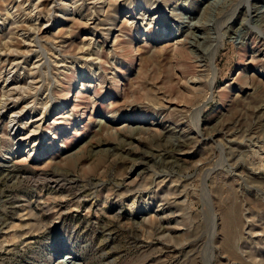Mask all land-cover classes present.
Segmentation results:
<instances>
[{"label":"rangeland","instance_id":"obj_1","mask_svg":"<svg viewBox=\"0 0 264 264\" xmlns=\"http://www.w3.org/2000/svg\"><path fill=\"white\" fill-rule=\"evenodd\" d=\"M53 1L0 0V96L54 99L22 118L44 113L31 157L32 142L14 154L0 119V264H264V3L120 0L73 13L82 0ZM190 73L193 95L180 87ZM53 169L86 189L41 175Z\"/></svg>","mask_w":264,"mask_h":264},{"label":"bare ground","instance_id":"obj_2","mask_svg":"<svg viewBox=\"0 0 264 264\" xmlns=\"http://www.w3.org/2000/svg\"><path fill=\"white\" fill-rule=\"evenodd\" d=\"M2 1V0H1ZM53 0H5V2H6V5L7 6H10L11 5V7L12 6H16V7H19V4L20 3H28L29 5L28 6H30V5H32L33 6V9L36 11V10H38V11H40V10H42V8H44V7H46L50 2H52ZM120 0H82V3L80 4V5H74V7H73V9H72V11H73V13H75V12H78V11H80V10H82V9H85V8H88V10H92V9H94V10H96V11H98V12H104L105 13V10H109V9H112V7H114L118 2H119ZM5 2L3 3L4 4V6H6L5 5ZM54 2V1H53ZM53 2H52V5H54L53 4ZM60 2V1H59ZM86 2H88V3H86ZM90 2V3H89ZM245 2V1H244ZM243 1H242V5H244V4H246V5H249L248 7H249V9H253V8H255V10H254V12L253 13H255V12H257L258 11V8H256L255 6H257V5H259V4H263L264 3V0H253L252 1V3L251 4H249L248 3V1H246L245 3H244ZM57 3V2H56ZM61 3V2H60ZM239 4H241V2H239L238 4H236V6L235 7H237V6H239ZM21 5V4H20ZM24 5V4H23ZM56 5V4H55ZM57 6V5H56ZM72 6V5H71ZM10 7V8H11ZM15 7V8H16ZM31 7V6H30ZM55 7V6H54ZM6 8V7H5ZM15 8H13V9H15ZM62 8V7H61ZM53 10L52 11H55V8H52ZM63 9L65 10V9H67V7H63ZM31 10V9H30ZM28 11V10H27ZM37 11V12H38ZM52 11H50V12H52ZM5 12H7V11H5ZM9 12V11H8ZM7 12V13H8ZM15 13V12H14ZM43 13V12H42ZM10 14V13H9ZM13 14V13H12ZM38 14V13H37ZM18 15V14H17ZM7 16V15H6ZM10 16H11V14H10ZM20 16V15H19ZM4 17V16H3ZM18 18V17H17ZM73 18V17H72ZM79 19H82L81 17L79 18ZM6 20V19H5ZM8 21V20H7ZM10 21V20H9ZM38 21V20H37ZM79 21V20H78ZM5 22V21H4ZM14 22V21H13ZM19 22V21H18ZM0 23H1V21H0ZM36 23V22H35ZM86 23V22H85ZM4 24V23H3ZM14 24V23H13ZM15 24H16V22H15ZM18 24V23H17ZM28 24V23H27ZM88 24V23H87ZM25 25H26V23H25ZM35 25H38V24H35ZM34 25V26H35ZM13 26V25H12ZM11 26V27H12ZM28 26V25H27ZM30 27H31V25H29ZM33 26V27H34ZM218 26H221V24L219 25L218 24ZM7 27V26H6ZM10 27V26H9ZM50 27H51V25H49V26H47L46 28H45V26H44V28L43 27H41V26H37L36 28H34L33 30H35L36 31V34H35V39L36 40H38L39 41V35L40 34H43V33H45V31H49L50 30ZM96 27V26H95ZM4 28V27H3ZM17 28V27H16ZM23 28V27H22ZM25 28V27H24ZM220 28L221 27H218L217 29L218 30H220ZM19 29V28H18ZM18 29H16V30H18ZM32 28H30V30H31ZM24 30V29H23ZM27 30V29H26ZM28 31V30H27ZM23 32V31H22ZM17 33V35H18V31L16 32ZM26 33V32H25ZM189 33V32H188ZM187 33V34H188ZM27 34H28V32H27ZM186 34V35H187ZM264 34V33H263ZM11 35V34H10ZM221 35V34H220ZM13 36H14V34H13ZM16 36V35H15ZM22 36V35H21ZM26 36V35H25ZM18 37V36H17ZM37 37H38V39H37ZM222 37V36H221ZM19 38V37H18ZM21 38V37H20ZM29 38V37H28ZM52 38V37H51ZM17 39V38H16ZM23 39V38H22ZM29 39H32V37L31 38H29ZM34 39V38H33ZM34 39V40H35ZM53 39V38H52ZM184 41H186L187 40V37L185 36V38L183 39ZM8 41H10V40H8ZM12 41V40H11ZM22 41H24V39L22 40ZM25 42H26V40H25ZM30 42V41H29ZM32 42V41H31ZM178 42V41H177ZM6 43V42H5ZM36 43V42H35ZM39 43V42H38ZM90 43V42H89ZM8 44V43H7ZM11 44H13V43H11ZM25 44H27V43H25ZM29 44V43H28ZM31 44V43H30ZM34 44V43H33ZM37 45V44H36ZM53 45V44H52ZM83 45H86V44H84L83 43ZM4 46V45H3ZM27 46V45H26ZM185 46V45H184ZM183 45H181V47H184ZM7 47V46H6ZM13 47H16V46H13ZM176 48H177V46H175ZM0 48H2V46H0ZM8 49H9V51L10 52H12V53H14V52H17L16 50H10V48H9V44H8V47H7ZM17 48V47H16ZM7 49V50H8ZM20 49V48H19ZM24 49H26V48H24ZM3 50V49H2ZM18 50V49H17ZM27 50V49H26ZM25 50V51H26ZM58 50V49H57ZM89 49H87V48H84L83 46L79 49V53H78V60L81 62V61H83V63L85 62V63H87L88 61H90L92 58H93V54H91L89 51H88ZM188 50V49H187ZM186 49H184V52H185V54H186V56H187V58L188 59H190V57H191V53L189 52V51H187ZM9 51H7V53L9 52ZM4 52V51H3ZM5 53V52H4ZM28 53V52H27ZM3 54V53H2ZM6 54V53H5ZM4 54V55H5ZM22 54H24V53H22ZM60 54V53H59ZM9 54H7V56H8ZM14 55H15V53H14ZM18 55V54H17ZM260 55H261V57H264V52H261L260 53ZM6 56V57H7ZM95 56V55H94ZM1 57V56H0ZM208 57H209V59H208V61H207V68H208V71H210L209 69H210V64H213L214 63V60H215V55H208ZM24 58V57H23ZM97 59L96 60H98V57H96ZM10 59V58H9ZM61 59V58H60ZM64 59V58H63ZM62 59V60H63ZM94 59V58H93ZM14 60V59H13ZM1 61V60H0ZM12 61V60H11ZM255 61V60H254ZM5 62H6V60H5ZM59 62H61V63H64L65 61L63 60V61H59ZM54 63H58V61H56V60H54ZM90 63V62H89ZM196 63V62H195ZM12 64H14V63H12ZM18 64V63H17ZM62 66H60V68L59 67H57V68H55L56 70H61L62 69V71L63 70H66L67 69V67H66V64H61ZM15 66V65H14ZM19 66V65H18ZM38 66V65H37ZM92 67V66H91ZM16 68V67H15ZM17 69V68H16ZM83 69H84V67H83ZM3 70H4V68H3ZM81 70V69H80ZM68 71V70H67ZM76 71H77V69H76ZM10 72V71H9ZM7 73V72H6ZM11 73V72H10ZM31 73V72H30ZM71 73H73V72H71ZM79 73V72H78ZM77 73V74H78ZM4 74V73H3ZM2 74V75H3ZM47 75V74H46ZM58 75H60V76H63V77H65V78H67V76L66 75H64L63 73H61V72H59L58 73ZM7 76V75H6ZM33 77V76H32ZM47 77V76H46ZM180 77V80H181V83H183V86H181L180 85V87H182L183 88V90L184 91H186V93H188V94H195L199 89H200V87H201V83H199V81H198V79L199 78H197V76L195 75V74H191L190 73V78H188L189 80H187L186 79V76L185 75H181V76H179ZM37 78V77H36ZM1 79V78H0ZM9 79V78H8ZM113 79V81L114 82H116V79H117V77H113L112 78ZM5 80V79H4ZM31 80V79H30ZM54 82L56 83V84H58L57 85V88L58 89H60V91L64 94V96H65V98H66V96L70 93V91L69 90H64V89H62L61 87L62 86H60L61 85V82L59 81V80H57L56 79V77H54ZM10 81V80H9ZM63 81V80H62ZM32 82V81H31ZM34 83V82H33ZM33 83H31V85H34ZM83 83V82H82ZM50 84H51V82H50ZM19 85V84H18ZM31 85H29L30 87H31ZM38 85V84H37ZM54 85V84H53ZM52 85V86H53ZM36 86V85H35ZM82 86H84V83L82 84ZM8 87V84H7V80H5L4 81V84H3V86H2V90H6V92L7 91H12V89L14 90L15 88L13 87V88H11V89H8L7 88ZM16 87V86H15ZM19 87V86H18ZM30 87H28V88H30ZM38 87H40V85L38 86ZM50 87V86H49ZM87 87V86H86ZM27 88V87H26ZM42 88V87H41ZM82 88H84V87H82ZM18 89V88H17ZM22 89H24V87H22ZM31 89H32V92H33V87H31ZM35 90H37L36 88H34ZM16 90V89H15ZM19 90H20V88H19ZM27 90V89H26ZM30 91V90H29ZM38 91V90H37ZM47 91V90H46ZM49 91V92H48ZM47 92H48V94L45 96V98L43 99V101L42 102H38L37 100H33L32 101V106H29V104L28 103H25L23 100H24V98H19L20 96L19 95H17V96H19L18 98H16L15 100L14 99H12L11 101L8 99V95L9 94H6V96H5V93L3 92L2 93V96H0L1 97V99H0V119L1 118H3L4 117V114L5 113H7L8 114V117L6 118L7 120H6V127H7V129H8V135L9 136H11L12 135V141L14 142V147L16 148V151L14 152V154H17V153H19L20 151H19V149H21V147H22V145H23V143H27V142H32L33 143V146L31 147V149L30 150H28V152H27V154H29L30 155V157L32 156V154L34 153V151L36 150V146L38 145V143H39V141H40V139H41V136H40V133H39V136H38V139H34L33 137H35L36 135H37V133L38 132H40V129H41V126H40V123H41V121H42V116H43V112L40 114V115H38V116H32L31 114L29 115V117L27 118V121L26 122H22V118L25 116V115H28L29 113H35L37 110V108L35 107V106H37V105H41L42 106V108H44V109H46V107L48 106V104L50 103V104H53V102H54V99H53V96H52V92H53V90H48ZM15 92V91H14ZM31 92V91H30ZM8 93V92H7ZM11 93V92H10ZM19 93V92H18ZM17 93V94H18ZM34 93V92H33ZM1 95V94H0ZM26 95H27V93H26ZM32 95V94H31ZM14 96V95H13ZM38 96H40V95H38ZM23 97V96H22ZM27 97V96H26ZM31 97V96H30ZM37 97V96H36ZM159 97H162V98H164L163 97V95H159L158 97L156 96V95H152V96H148V99H149V101L150 102H152L153 104H155V105H157V106H161V104H162V99L161 98H159ZM39 98V97H38ZM93 99V98H92ZM160 99H161V101H160ZM14 100V101H13ZM42 100V99H41ZM90 101V100H89ZM23 103L24 104V106H22V107H20V108H18V103ZM12 103V106H9L10 104ZM31 105V104H30ZM58 109L60 110V111H65L66 110V108H65V103H63V102H61V103H59V107H58ZM71 114L69 113V112H65V113H63L62 115H57V118H56V120H58V121H62V122H66L67 120H68V117L70 116ZM197 117V116H196ZM3 119H5V117L3 118ZM39 123V124H38ZM141 123V122H140ZM102 130H106L107 132L109 131L108 129H106V128H101ZM102 130H100L101 132H102ZM112 132V131H111ZM115 132V131H114ZM123 132H121V131H116L115 132V135L116 134H122ZM111 134V133H110ZM127 136V135H126ZM131 136V135H130ZM124 138H127V137H123V138H121V142H122V139H124ZM123 142H125V141H123ZM128 144V143H127ZM124 145H126V144H124ZM116 148H113V150L111 151L112 152V154H116V153H119V151H123V146H121L120 148H118V146H115ZM164 147V146H163ZM162 147V148H163ZM181 147V145L179 146V145H177V147L176 148H174L173 146L172 147H169V150H167V149H165V148H163L162 149V152H163V154H162V156H161V158L163 159V161L165 160V161H167L166 159L167 158H170L171 157V154H172V152H175V151H177L179 148ZM110 148H112V147H110ZM109 148V149H110ZM168 148V147H167ZM182 148V147H181ZM161 150V149H160ZM126 154H127V152H126ZM6 155H12L11 153H5V156L3 157V159L4 158H7L8 156H6ZM23 155V154H22ZM123 155V154H122ZM121 155V156H122ZM21 156V155H20ZM158 156V155H157ZM162 161V160H161ZM159 163V162H158ZM165 163V162H164ZM164 165V164H163ZM164 167V166H163ZM170 167V166H169ZM58 170V169H57ZM56 169H53V170H49V171H45L43 174H41V175H43V177H46L45 179H47V178H49V179H47L48 181L50 180V182L51 181H53L54 183H56V182H69V184H71L72 183V185L74 184V185H76L75 187H79V188H81L82 190H85L86 189V186H87V184H84V182L82 181L81 182V179L79 180V179H76V181L74 180V179H72V178H70V179H68L65 175H63L62 176V174L61 175H59V174H57L59 171H57ZM171 170V169H170ZM60 171H63V170H60ZM60 173V172H59ZM62 173V172H61ZM66 174V173H65ZM38 175V174H37ZM70 177V176H69ZM45 179H44V181H45ZM46 180V181H47ZM62 185H64V184H62ZM88 186H90V185H88ZM83 188H85V189H83ZM87 190H89V188L87 189ZM84 192V191H83ZM262 263H263V261H261Z\"/></svg>","mask_w":264,"mask_h":264}]
</instances>
